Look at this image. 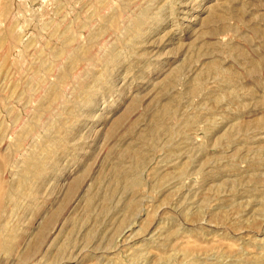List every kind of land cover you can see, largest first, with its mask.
I'll list each match as a JSON object with an SVG mask.
<instances>
[{
  "label": "rangeland",
  "instance_id": "1",
  "mask_svg": "<svg viewBox=\"0 0 264 264\" xmlns=\"http://www.w3.org/2000/svg\"><path fill=\"white\" fill-rule=\"evenodd\" d=\"M32 156L0 264H264V0H0V188Z\"/></svg>",
  "mask_w": 264,
  "mask_h": 264
},
{
  "label": "bare ground",
  "instance_id": "2",
  "mask_svg": "<svg viewBox=\"0 0 264 264\" xmlns=\"http://www.w3.org/2000/svg\"><path fill=\"white\" fill-rule=\"evenodd\" d=\"M213 19L217 18V16L219 15H215V13L212 12V14L210 15ZM222 16V15H221ZM211 18V19H212ZM138 20H135V22H133L134 24H138ZM135 29V28H134ZM73 54V53H72ZM108 55V54H107ZM75 56V55H74ZM116 57L114 56H111L110 58H108V63H112L114 62ZM74 61H77L79 60V56H75L73 58ZM106 60V59H105ZM213 67V66H212ZM199 81V80H198ZM83 88V87H82ZM87 88V87H86ZM90 91V89H88ZM87 90V91H88ZM82 92V91H81ZM80 93V92H79ZM58 95V94H57ZM80 95V94H79ZM84 95V94H83ZM81 97V95H80ZM83 97V96H82ZM78 101V100H77ZM74 102V101H73ZM76 103V101H75ZM77 104V103H76ZM75 107V106H74ZM170 107V106H169ZM168 106H163L160 111H158V113L156 114V120H160L161 117H164V116H168L170 114V108ZM173 107V106H172ZM173 111V110H172ZM172 113V112H171ZM173 114V113H172ZM171 115V114H170ZM155 116V115H154ZM173 116V115H171ZM154 122V121H153ZM162 122V121H160ZM159 122V123H160ZM155 123V122H154ZM164 123V122H162ZM162 126V125H161ZM160 127V126H159ZM165 128V127H163ZM160 129V128H159ZM158 129V130H159ZM167 129V128H166ZM157 131V125H153L150 132L151 134L155 133ZM161 131V130H160ZM51 133V132H50ZM56 135V134H55ZM150 136V135H149ZM152 136V135H151ZM51 138V137H50ZM153 138V137H152ZM156 139V138H155ZM47 141V140H46ZM63 139H58V140H50L49 144L46 146H44L43 148V152H45L46 150H48L49 152H47V155H46V159L48 161V158H51L50 155H52L51 153L53 152L52 149H54L55 147L57 148V146L61 145ZM45 143V142H44ZM50 148V150H49ZM56 150V149H55ZM124 154V153H123ZM45 155V154H44ZM43 156V155H42ZM45 157V156H44ZM40 159L41 157L40 156H32V157H29L26 161V170L20 175V177L18 179L19 182H17V186L15 187H8L7 189L5 188H0V250H4L6 252H10L12 250V242H13V237H12V234L11 232L9 233V231H4L2 228V212L4 210V202L7 201V200H12V201H15L19 196H22V195H29L30 193V181L28 178V176L32 175L33 178L37 177L39 174H40ZM51 160V159H49ZM121 160V159H120ZM44 161V160H43ZM52 161V160H51ZM141 162V161H140ZM51 163V162H50ZM53 163V162H52ZM45 164V163H44ZM142 165V164H141ZM49 166V165H48ZM47 166V167H48ZM119 167V166H118ZM184 167V166H183ZM46 168V167H45ZM130 168V167H129ZM133 168V167H132ZM24 169V168H23ZM122 169V168H121ZM124 170V168H123ZM130 170V169H129ZM184 170V169H183ZM44 171V170H43ZM133 171H134V174L132 177H121V176H118L117 177V186L119 187H129L130 185H133L135 183L138 182V177H137V167L133 168ZM132 171V172H133ZM123 172V171H122ZM121 172V173H122ZM179 172V171H178ZM118 173V172H117ZM126 174V173H125ZM128 174V173H127ZM124 175V173H122V176ZM42 176V175H41ZM40 176V177H41ZM167 179V177L164 176L163 180L162 181H165ZM42 180V179H41ZM33 181V180H32ZM40 181V180H39ZM139 184H137L138 186ZM134 187V186H133ZM18 200V199H17ZM92 199L89 200L88 203L91 202ZM133 202V201H131ZM43 235V234H42ZM65 245V244H64ZM15 247V246H14ZM258 260V259H257ZM255 262H257L256 260H254ZM260 261V260H259ZM258 263V262H257ZM199 264V263H198ZM260 264V262H259Z\"/></svg>",
  "mask_w": 264,
  "mask_h": 264
}]
</instances>
